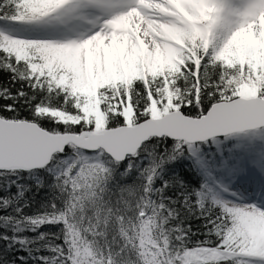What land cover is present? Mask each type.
I'll return each mask as SVG.
<instances>
[{
    "label": "snow or ice",
    "instance_id": "1",
    "mask_svg": "<svg viewBox=\"0 0 264 264\" xmlns=\"http://www.w3.org/2000/svg\"><path fill=\"white\" fill-rule=\"evenodd\" d=\"M0 75V264H264V0H0Z\"/></svg>",
    "mask_w": 264,
    "mask_h": 264
},
{
    "label": "rangeland",
    "instance_id": "2",
    "mask_svg": "<svg viewBox=\"0 0 264 264\" xmlns=\"http://www.w3.org/2000/svg\"><path fill=\"white\" fill-rule=\"evenodd\" d=\"M27 35H40L39 33H25ZM251 171L254 179L240 181V176H247ZM264 171V157L260 158V163L258 165L252 166L248 164V167L241 171L238 166L235 165L234 168L229 169V178L233 177V182L230 184L233 191L237 192L243 199L244 203H255L258 205L264 204V178H260V173ZM233 172L236 173L233 176ZM236 182L241 184L240 187H236Z\"/></svg>",
    "mask_w": 264,
    "mask_h": 264
},
{
    "label": "trees",
    "instance_id": "3",
    "mask_svg": "<svg viewBox=\"0 0 264 264\" xmlns=\"http://www.w3.org/2000/svg\"><path fill=\"white\" fill-rule=\"evenodd\" d=\"M0 79H4L3 75H0ZM240 152L241 155H233L232 153ZM264 157V147L253 142H249V145L244 148H233L225 152L224 158L220 162L218 171H225L234 168L235 165L243 171L248 167V164L255 166L260 163V158ZM187 170V169H186ZM229 175V173H228ZM199 179V177H197ZM39 199V197H37ZM188 223L192 225V229L195 232L200 224L198 220H189ZM202 238V237H201ZM196 237H193L195 240ZM5 251V246L0 242V254Z\"/></svg>",
    "mask_w": 264,
    "mask_h": 264
},
{
    "label": "bare ground",
    "instance_id": "4",
    "mask_svg": "<svg viewBox=\"0 0 264 264\" xmlns=\"http://www.w3.org/2000/svg\"><path fill=\"white\" fill-rule=\"evenodd\" d=\"M262 191H264V188L262 189Z\"/></svg>",
    "mask_w": 264,
    "mask_h": 264
}]
</instances>
